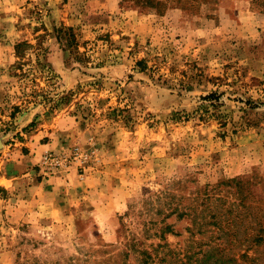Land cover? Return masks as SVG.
<instances>
[{
	"label": "rangeland",
	"instance_id": "1",
	"mask_svg": "<svg viewBox=\"0 0 264 264\" xmlns=\"http://www.w3.org/2000/svg\"><path fill=\"white\" fill-rule=\"evenodd\" d=\"M88 2L0 0V264H264V0Z\"/></svg>",
	"mask_w": 264,
	"mask_h": 264
},
{
	"label": "crops",
	"instance_id": "2",
	"mask_svg": "<svg viewBox=\"0 0 264 264\" xmlns=\"http://www.w3.org/2000/svg\"><path fill=\"white\" fill-rule=\"evenodd\" d=\"M88 3L90 8H95V11H97L95 13L100 14L103 12H110L111 14L117 13L119 9L118 0H89ZM65 9L66 8L59 9L55 12L56 15H59L61 20H65ZM62 14L64 15L62 16ZM66 19L68 20L67 16ZM33 137L35 136H31V138ZM47 145L53 147L50 143ZM13 167H15V165H13ZM24 175H16L14 172L7 170L0 173L1 187L10 191L13 196L5 201V207L7 210H10L9 213H11V215H14L13 219H26L31 216L35 217L36 215L52 216V213L47 211V201L49 198H45L51 195L53 187L43 182L35 183L34 179L23 177Z\"/></svg>",
	"mask_w": 264,
	"mask_h": 264
},
{
	"label": "built area",
	"instance_id": "3",
	"mask_svg": "<svg viewBox=\"0 0 264 264\" xmlns=\"http://www.w3.org/2000/svg\"><path fill=\"white\" fill-rule=\"evenodd\" d=\"M61 164V157L54 154V153H44L40 166H42L45 172H54L58 169L59 165Z\"/></svg>",
	"mask_w": 264,
	"mask_h": 264
},
{
	"label": "trees",
	"instance_id": "4",
	"mask_svg": "<svg viewBox=\"0 0 264 264\" xmlns=\"http://www.w3.org/2000/svg\"><path fill=\"white\" fill-rule=\"evenodd\" d=\"M70 36L74 37L72 33H70ZM70 45H71V44H69V46H70Z\"/></svg>",
	"mask_w": 264,
	"mask_h": 264
},
{
	"label": "water",
	"instance_id": "5",
	"mask_svg": "<svg viewBox=\"0 0 264 264\" xmlns=\"http://www.w3.org/2000/svg\"><path fill=\"white\" fill-rule=\"evenodd\" d=\"M0 144H1V138H0Z\"/></svg>",
	"mask_w": 264,
	"mask_h": 264
}]
</instances>
